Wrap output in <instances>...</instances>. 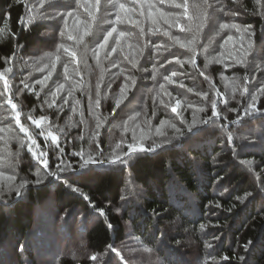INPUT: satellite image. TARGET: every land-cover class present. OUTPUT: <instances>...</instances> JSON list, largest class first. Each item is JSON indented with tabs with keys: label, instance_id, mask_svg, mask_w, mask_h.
<instances>
[{
	"label": "trees",
	"instance_id": "16d2710c",
	"mask_svg": "<svg viewBox=\"0 0 264 264\" xmlns=\"http://www.w3.org/2000/svg\"><path fill=\"white\" fill-rule=\"evenodd\" d=\"M35 1L0 0V28L3 29L0 33V70L8 66L13 69V74L8 77V90L0 81L1 122L13 114L11 107L5 103L8 96L19 111H37L44 103L48 107L44 91L36 83L44 74L36 69L34 59L43 53L56 51L59 38L64 36L60 35L62 25L56 21L26 24L31 2ZM229 1L232 3L229 11L239 14H227L225 17L244 20L254 32V45L249 52L250 61L244 67L233 66V70L228 72L230 76L239 77L238 89L223 100L227 104L221 100L217 103L216 111L220 117L216 125L209 127L194 147L186 142L181 147V140L175 141L170 136L171 143L155 153H145L127 166H117L115 171L75 181L71 178L74 175L71 171L44 178L43 165L24 149L19 173L29 183L19 195L16 191L0 194V264H120L116 255L109 253L108 246L116 247L126 240V221L131 222V228L137 227L134 234L141 238L145 247L153 249L151 253L143 252L144 258L149 257L151 262L194 264L196 259V264H217L220 258L227 256L230 264H240L238 257L244 256L246 264H264V192L260 191L264 188V96L260 98L262 105L258 107V112L246 116L243 110L249 101L247 94L252 84L264 86V15L260 14L264 12V7L260 6V12L256 0H241L243 5ZM104 12L105 4L101 0L95 26ZM146 28L149 29V26ZM146 28L145 34L149 33ZM170 31L183 39L188 37L178 28ZM156 35L160 38L153 41L151 50L144 48L142 55L141 62L144 61L149 69L147 78L124 59L121 61L123 69L115 66L106 70L113 73L114 81L111 82H116L117 88L132 75L136 77V80L132 78L137 81L138 94L142 86H147L149 91L153 89L154 76L165 77L157 84L165 83L166 78H170L166 84L176 79L172 75L177 67L174 65L176 59L188 61L190 53L187 49L172 48V41L167 36ZM201 36L199 50L208 42V35ZM144 38L147 40V36ZM137 43L144 44L143 38ZM155 45H164L167 50L161 48L156 51ZM61 56L63 59H60L61 64L58 69L55 68L54 75L62 78L64 65L67 64L68 80L71 81L77 77L78 69L71 72L74 59L63 50ZM189 68L188 79L198 78L200 86L207 91V99L202 101V105L207 107L202 119L207 120L212 116L211 103L217 99V86L222 85L224 67L220 64L207 67L202 56L195 68L192 65ZM25 84L29 87L25 88ZM244 87L248 88V92L243 91ZM221 91L228 94L225 89ZM136 97L131 101H135ZM54 99L55 105L66 106L65 116L71 103L68 92L60 93ZM65 100L67 103H64ZM49 109L52 118L63 121L56 109ZM109 112L113 110L109 109ZM42 114L36 117L45 115ZM158 115L160 113L155 118ZM238 117L239 123L236 122ZM28 121L24 117L21 123L31 132L39 151L45 154L48 171L55 172L62 159L73 169L78 167L80 157L74 153L82 151L86 145L81 149L79 145L64 146L62 152L55 147L49 148V139L31 128ZM187 126L183 125L182 130H186ZM229 134L231 142L227 139ZM255 136L259 141L251 142ZM115 143L123 145V138ZM100 144L106 154L111 152V146H106L103 141ZM245 145L260 150L243 152ZM37 168L41 170L40 184L35 183ZM129 182L134 188L125 191ZM68 184L79 191L70 190ZM125 195L130 198L127 207L123 206L126 199L122 197ZM89 201L97 208H103L105 214L101 216L94 212ZM217 204L219 207H216ZM132 209L133 214L130 213ZM176 217H179L177 222L184 223L175 226ZM109 224L111 227H108ZM202 224L207 227L201 229ZM165 236L166 241L160 243ZM188 240H192L189 245L196 246L197 252L194 255L191 251L192 260H180L176 247ZM249 241L251 246L245 249L244 245ZM123 252L126 253L125 248ZM92 254H98L102 259L93 262L89 258ZM125 255L132 256L129 253Z\"/></svg>",
	"mask_w": 264,
	"mask_h": 264
},
{
	"label": "rangeland",
	"instance_id": "374dc122",
	"mask_svg": "<svg viewBox=\"0 0 264 264\" xmlns=\"http://www.w3.org/2000/svg\"><path fill=\"white\" fill-rule=\"evenodd\" d=\"M234 1L239 5H243V2H241V0ZM51 2L53 4L52 7H49V5L46 3L43 8L39 7V0L31 2L30 13L35 8V10L41 14L53 16L58 12L66 13L76 8L75 0H59V2H56V0H51ZM122 2L128 4V6L130 7L133 6L131 5V2L127 3L126 0H122ZM210 3L212 4V8L209 9L211 18L209 19L208 23L201 33V35H208V42L202 49L199 50L198 40V54L196 56V65H198L199 63V58L203 56L207 67H210L214 64H220L224 67L221 74L222 85L217 86V92L215 93L217 95L216 103H218L219 100L223 101L233 93V84L230 82H235L238 89L239 77L237 75L230 76L228 72H231L233 70V66L239 65L244 67V65L247 64V62H249L251 59L250 55L248 54V56L244 58L245 63L238 64L233 58V55H241V43H243L245 47H247V34H245V39L241 41L240 33L237 32L236 29H221L220 25L224 23H235L240 25L242 28L251 27L245 24L244 20H235V18L227 19L225 17L227 14H232L228 9V7L232 4L229 0H210ZM104 4L105 12L103 13V15H101V17H99L101 18V20L98 21L96 26L95 23L92 24L90 34L85 36L81 43L77 44L76 41L69 39L66 31L64 37L61 39L59 38V44L64 43L67 46L71 44V46L69 47L77 51V57L80 58L81 62L79 63V65H77L74 60V65L71 71L76 72V70L78 69L77 77H74V79H72L71 81L66 79L65 75L62 76V78H57L54 75L55 71H53L52 76L47 81V83L44 86L40 85V90L44 91V98L49 105L54 99L51 93L55 91L57 84H61V80L63 81L62 84H64V89L60 93L69 92V89L72 88L73 81H76L79 84V87L73 89V94L70 97V110L67 114H65V116L64 112L66 110V106H59L54 104L53 107H51V109H56V113L58 114V116L61 115L64 118L63 121L58 122L57 119L52 118L49 109L50 107H47V105L44 103V105H42V107L40 106V109H37V111H19V108L17 107L15 111L20 112V123L22 122V118L25 117L26 119L29 115H31L33 119H39L40 117H36L37 114H42L43 112L45 114L43 117H45L46 120L42 121L39 127L32 124L31 120L27 118L29 120L28 123L32 125L31 128L38 130L40 133H43L41 135L46 139H49V148L55 147L59 151L61 149L63 150L64 146L73 147L75 145H79V149H81L84 145H86V147H84L82 151H84L85 153L92 152L94 154L97 150V145L101 149L104 148L101 147V141H103L106 146H111V148H114L113 145H116V140H120L121 137L123 138L122 147L126 149L127 144L133 142L132 138L134 133L137 138L141 137L142 135L145 137V139H143L142 141H138L142 142L145 147H148L153 142H163L170 136L176 141L179 138L175 132V128H173L172 125H175L176 128H180L182 130L183 125L190 124L193 120H195L197 124H199V122L203 120V112L207 109L206 106L202 105V101L207 95L206 89L200 86L198 78L193 77L192 79H188L187 74L190 71L189 65L191 64L183 60V64L174 63V65H176L177 67L174 72L176 73V75L173 76L176 79H173V83L166 84V79L165 83L157 84L159 80H163L165 79V77L154 76L152 85H155L153 89L149 91L147 86H142V89L138 94L139 89L136 87L137 85H132L131 81H128L129 89L126 94V99H123L119 107H117L116 101L120 99V89L125 82L121 83L117 88V83L111 82L114 81L113 73H107L106 70L115 66L123 69L121 61L124 59L127 62L128 60L125 59L124 55V53L129 51V49L127 48L128 44L133 45L134 48L136 46H139L141 48H148V50H151L153 48V41L157 40V38H160L156 34H163L162 32H157L155 35H152L149 32L147 33L148 35L145 34L144 36H141L139 29L134 25H117L118 31H124L130 34L121 41L122 47L124 48V53H122L119 49L115 53L111 52V48L115 46L116 40V34L114 33L113 37L109 40L108 47L100 53L99 62H97V59L93 56V50L96 49L97 45L103 41L104 35L113 26L111 21L115 19L116 11L110 6L109 0H104ZM158 7H161L166 12L167 10L178 11L171 8L169 5H158ZM221 9L223 10L221 11ZM258 9L261 12L260 5L258 6ZM28 18L29 15L26 18V24H31L42 20L56 21L62 25L61 31L64 29L63 20L59 16H57L56 19H36L31 23L28 22ZM135 18L140 19L138 15ZM80 19L87 20L88 18L82 14ZM71 25L72 18H69V26ZM146 26L150 27L151 25L145 24L144 27L146 28ZM163 27L167 26L163 25ZM73 34L80 35L82 33ZM201 35L200 38H202ZM145 36H147V40L144 38ZM178 36L181 37V35ZM228 36H232L233 41L225 44ZM142 38L144 44L138 45L137 41ZM68 39L70 41V44L67 43ZM181 39H183V37H181ZM235 42H237V44H235ZM146 44L147 47H145ZM171 47L180 48L178 44H171ZM85 48L87 49L86 56L83 55V51ZM205 48L207 49L206 52L204 51ZM61 51L62 49L59 53L60 56ZM50 53H56V51ZM47 54L49 53H43L41 54V56H36L34 59V62H36L34 65L37 67L35 68L40 70L43 69L41 70V74H44L42 79H44V77L48 74V69L44 67L45 64L50 63ZM61 59H63V56H61ZM142 60L143 56H140L139 63L135 67H133V69H139L141 76L147 78L149 69L148 67H145L144 61L141 62ZM60 64L61 62H58L56 64V69H58V66ZM12 74L13 71L8 74V77ZM71 75L73 74L71 73ZM129 77H133L136 80V77H134L133 75ZM98 83L99 89H97ZM161 85H163V89L161 88ZM251 87L252 89L247 94V97L249 99V101L246 102L247 104L251 100V94H255L261 86L252 84ZM221 89H225L228 94L222 93ZM97 92H99L100 100L98 107L95 104V101L97 99ZM218 93L220 94L219 96ZM263 96L264 95L259 96L257 101V108L262 105L260 98ZM135 97L136 100L131 101ZM197 99H199V101ZM177 100L180 101L178 107L176 105ZM76 101H79V104H77ZM247 104L243 106V110L247 106ZM172 107H177V112H172ZM74 108L75 110H73ZM109 109L113 110V112L110 113ZM201 109H203V111H201ZM159 113L160 115L155 118V116ZM177 113H179V115H177ZM161 121H166L167 123L161 126ZM97 123L100 124L99 130H97L96 128ZM23 125L26 127L24 123ZM157 128H159L160 131L165 135H158L156 131ZM0 129H4V131L0 132V137H3L2 139H0V156H6L8 155V153H11V160L13 162L11 167L5 166L3 170H5L9 175H15L16 183L19 184L22 179H25L19 173V164L22 163L21 158L23 156L24 149L30 151L33 159H35V161L37 162L39 161L37 159V156H39V152L41 151H39L38 147L35 144H32V140L35 139L31 136V132L29 131V129L28 133L20 130L19 125L16 124L14 112L12 114V117L8 116V119H6V121H0ZM8 129H11L12 131L9 132ZM60 129H63V131H60ZM97 131L99 132L98 135H96ZM49 132H52L57 137V139L53 140L51 136L48 135ZM29 136H31V139H29ZM10 137L13 138L10 139ZM258 141L259 138L255 136V138L251 142ZM242 149L243 152H247L249 151V149L250 151L260 150L254 146L248 147V145L243 146ZM75 152H78V150H76ZM33 153H35V155H33ZM127 186H125V191H129L131 188H134L130 182ZM4 188L5 190L3 191V193L10 192L12 194L16 191L14 187L11 191H8L7 183L4 184ZM125 198L126 200L123 201V206L127 207L130 198L128 197V195H125ZM130 213L133 214V209ZM178 220L179 217H176L174 221L175 226L177 224L179 226V224L184 223L182 221L177 222ZM125 223L127 225L128 237L121 245L118 244L116 247L112 248L116 249L117 252H119V254L124 257L128 264H151V259L149 257L144 258L145 254L143 252L145 251H143V249L145 247V244L141 241L140 237L134 234L137 227L131 228V222L129 221H126ZM190 243H192V240H188L183 245L176 247L179 252L178 258L180 260H185L186 258L188 260L189 258L190 260H192L194 258V256H192V252L195 255L197 249L196 246L190 247ZM124 248L126 249V253H129L133 257L126 256V253L123 252ZM109 253L112 254L114 252L109 250ZM116 258L119 261L117 256ZM219 260L220 261L217 264H230L229 261H224L223 258H220ZM197 261L198 260L196 259L194 260V262L196 263Z\"/></svg>",
	"mask_w": 264,
	"mask_h": 264
},
{
	"label": "snow or ice",
	"instance_id": "6c2138e0",
	"mask_svg": "<svg viewBox=\"0 0 264 264\" xmlns=\"http://www.w3.org/2000/svg\"><path fill=\"white\" fill-rule=\"evenodd\" d=\"M56 2H59V0H56ZM100 2L101 0H75V9L66 13L58 12L56 13V15L53 16L41 14L34 8L33 11L29 14L28 22L31 23L33 20L36 19H56V17L59 16L63 20L64 25V29L60 32V35L64 36L66 31L69 39L76 41V43L79 44L83 41L85 36L90 34L92 24L95 23L97 19L96 14L100 11ZM46 3L49 5V7L53 6L51 0H39V7L43 8ZM109 3L110 6L116 10L115 19L111 21L113 26L104 35L103 41L97 45L96 49L93 50V56L97 59V62H99L100 53L108 47L109 40L113 37L114 33L116 34V40L115 46L111 48V52L115 53L119 49L122 53H124V48L122 47L121 41L130 34L124 31H118L117 25H134L136 28L139 29L140 35L144 36V26L145 24H150L151 26L149 27L148 31L152 35H155L157 32H162L164 36H167L172 41L173 45L178 44L180 48L187 49L191 57L187 62L191 64L193 68L196 67V56L198 54L197 43L204 27L211 18L209 9L212 8V4L210 3V0H131V4L133 5L131 7L128 6V4L122 2V0H109ZM256 3L261 7H264V0H256ZM163 4H167L171 8L176 9L178 11L166 12L161 7H158V5ZM222 10L223 9H221V11ZM82 14L85 15L88 19L81 20L80 17ZM238 14L239 13L235 12L232 13L233 16ZM260 14L264 15V12H261ZM137 15L140 17V19L135 18ZM69 18H72L71 26H69ZM163 25H166L167 27H163ZM172 28H179L180 32L188 34V37L185 39H181L180 36L173 35L170 31V29ZM220 28L236 29V31L240 33L241 41L245 39V34H247V47H245V45L241 43V55H233V58L235 59L236 63H245L244 58L248 56L249 51L253 48L254 45V41L252 39V37L254 36V32L251 30V28H242L240 25L235 23H224L220 25ZM2 32L3 29L0 28V33ZM73 33L82 34L75 35ZM231 41H233V37L228 36L227 40L225 41V44H228ZM145 47H147V44L145 45ZM127 48L129 49V51L124 53L125 59H128L129 63H131L133 67H135L139 63V57L142 56L144 53V48H141L139 46H136L134 48L131 44H128ZM154 48L156 51H159L161 48H165V46L155 45ZM61 49L68 56L72 57L75 60L76 64L79 65L81 60L77 57V51L65 45L64 43H60L57 46L56 53L47 54L50 63L45 64L44 67L48 69V74L44 77V79L39 80L36 83L40 84L41 86H44L47 81L51 78L53 71H55L56 64L61 59V56L59 54ZM165 50H167V48H165ZM204 51L206 52L207 49L205 48ZM83 55H87L86 48L83 51ZM169 63H171V61H169ZM175 63L183 64L184 61L176 59ZM12 71V67H5L4 69L0 70V81H3V86L5 90H8L10 88L8 74ZM68 73L69 68L68 65L65 64L64 75L66 79H70ZM172 75L175 76L176 73H172ZM128 81H131L132 85L135 84V80L132 77H126V81L120 89V99L116 101L117 107H119L123 99H126V94L129 89ZM230 83L233 84L232 90L233 92H235L237 89V84L235 82ZM24 87L28 88L29 86L25 84ZM76 87H79V84L76 81H73L72 88H70L68 92V95L70 97L73 94V89ZM161 88L163 89V85H161ZM63 89L64 84H57L55 91L52 92L51 95L55 98ZM97 89H99V83L97 84ZM243 91L248 92V88L244 87ZM219 95L220 94L218 93V96ZM261 95H264V86H261L255 94H251V100L244 108L246 116L250 113L259 111V109L257 108V101L259 96ZM205 99H207L206 96ZM5 103L9 105L13 110L16 124L19 125L20 130L25 133H28V128H26L23 124L20 123V112L15 111L17 109V105L13 102L11 96H8L6 98ZM64 103H67V100H65ZM76 103L79 104V101H76ZM99 103V92H97V99L95 101L97 107L99 106ZM223 103L227 104V101H223ZM54 104L55 99H53L52 103L49 104L48 107L51 108ZM179 104L180 101L177 100V107L179 106ZM177 107H172V112H177ZM211 108L213 110L212 116L208 117L207 120H201L199 124H197V122L193 120L192 123L188 124L186 130H181L180 128H176L175 125H172V127L175 128V132L178 138L181 140V147H183V143L185 142L194 147L199 138L206 134L208 128L214 127L216 125L217 119L220 117V113L216 111L217 103L215 100L212 101ZM73 110H75V108ZM201 111H203V109H201ZM177 115H179V113H177ZM27 118L31 120L32 124L36 125L37 127L40 126L42 121L46 120V118L43 116H41L39 119H33V117L29 115ZM236 122H240L239 117ZM165 123L167 122L161 121V126H163ZM96 128L97 130H99V123H97ZM2 131H4V129H0V132ZM8 131L11 132L12 130L8 129ZM60 131H63V129H60ZM156 131L158 135H165L163 132L160 131L159 128H157ZM98 134L99 132L97 131L96 135ZM48 135L51 136L53 140L57 139V137L52 132H49ZM2 138L3 137H0V139ZM11 138L13 137H10V139ZM29 139H31V136H29ZM132 139L133 142L127 144L126 151L122 147V143H117L114 148H112L111 152L108 154H106L104 150L101 149L98 145L97 150L94 154L92 152L85 153L84 151L74 153L75 156L80 157L78 167L75 169L72 168L71 164L65 163V161L62 159L60 164L56 165L55 172L48 171L49 164L48 160L45 158V154L41 152L39 156H37V159L44 167V178H47L48 176H59V174L62 172L71 171L74 173L73 177L71 178L75 181L79 178L88 177L93 174L100 176L103 175L105 172L115 171L117 166H127L129 165L130 161L134 160V158H139L145 153H155L158 149H162L165 147V145L171 143V139L166 138L163 143L153 142L148 147H145L142 142H138L145 139L143 135L137 138L134 133ZM227 139L229 142L232 141L231 134L228 135ZM32 144H35V140H32ZM60 151L62 152L63 150L61 149ZM11 155V153H8V155L6 156H0V194H2L5 190L4 184L7 183V190L11 191L14 187L16 189L17 195H19L21 190L26 187L29 181L27 179H22L21 182L17 184L16 176L9 175L6 173L5 170H3L5 166H12L13 162L11 160ZM33 155H35V153H33ZM36 177L37 178L35 180V183L40 184L41 170L39 168H37L36 170ZM67 187L74 192L79 191V189L74 188L71 184H68ZM260 191L264 192V188H261ZM81 195L83 196L84 194L81 193ZM248 195H251V193H249ZM122 199L126 198L122 197ZM89 204L94 212L98 213L101 216L105 214L103 208H97L96 205L91 203V201H89ZM216 207H219V205L217 204ZM116 211L119 212V209H116ZM108 227H111V225L109 224ZM206 227V225H200L201 229H204ZM165 241L166 236L161 239L160 243H164ZM208 246L211 247V245ZM250 246L251 242L249 241L244 245V248L248 249ZM108 247L111 251L116 254L120 261V264H128V262L124 260V257L121 256L116 249L112 248L111 245H109ZM143 251L151 253L153 252V249L150 247H144ZM89 258L93 262H97L99 259H102V257H100L98 254H92ZM223 260L228 261V257L224 256ZM238 261L240 262V264H246L244 256L238 257ZM151 264H160V262L152 261Z\"/></svg>",
	"mask_w": 264,
	"mask_h": 264
}]
</instances>
